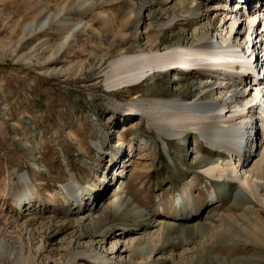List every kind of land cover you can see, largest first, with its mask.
Listing matches in <instances>:
<instances>
[{
  "label": "rangeland",
  "instance_id": "rangeland-1",
  "mask_svg": "<svg viewBox=\"0 0 264 264\" xmlns=\"http://www.w3.org/2000/svg\"><path fill=\"white\" fill-rule=\"evenodd\" d=\"M149 6L133 25L138 0H0V264L36 252L38 264H68L75 250L97 237L86 225L60 221L73 209L64 189L71 177L88 209L103 199L108 225L128 230L134 248L123 256L133 261L125 264H264V210L245 204L253 213L241 220L240 184L211 181L196 158L219 156L207 155L192 134L185 145L160 140L136 109L117 110V100L127 104L141 89H159L158 77L118 92L104 78L121 49L135 52L167 38L154 37L155 24L147 28L164 4ZM31 25L36 30L28 34ZM180 70L170 79H184ZM209 78L197 76L194 89ZM20 175L29 185L22 206L33 205L43 223L27 236L14 201L23 188ZM120 200L138 214L119 208Z\"/></svg>",
  "mask_w": 264,
  "mask_h": 264
},
{
  "label": "bare ground",
  "instance_id": "bare-ground-1",
  "mask_svg": "<svg viewBox=\"0 0 264 264\" xmlns=\"http://www.w3.org/2000/svg\"><path fill=\"white\" fill-rule=\"evenodd\" d=\"M138 1L137 16L130 15L132 24L140 23V15L146 8L149 9L151 2H161L165 7L162 16L157 18L156 23L150 22L147 28L155 24L157 33L154 37L163 34L167 38L161 39V44L147 45L135 52L121 49L119 55L108 63L105 83L118 92L120 87L127 89L132 85H144L158 77L159 89H141L127 104L117 100V110L126 112L128 106L136 109L138 118H145L160 140L168 139L185 145L187 135L199 137L209 150L207 155L219 156V160L215 161L213 157L207 159L197 154L203 173L211 181L227 180L240 184V192L235 196L243 204L239 217L241 220V217H244L243 220L250 218L253 212L245 204L252 203L264 210V69H260L264 65V13L256 6L244 10L242 4L259 0H201L202 7L196 4L197 0ZM238 1L244 2L240 4ZM202 11L210 14H201ZM178 21L181 24H177ZM178 27L183 32L176 37ZM35 30L32 25L27 28L28 34ZM62 47L64 45H59L57 49ZM253 61L255 66H259L255 79L249 68ZM182 68H193L194 71L185 74L184 79L171 80L169 75ZM207 73H211L212 79L203 81L201 87L195 90L192 82L197 76ZM209 82H213L212 86H208ZM212 92L218 95V99L212 96ZM133 124H130L131 128ZM169 145L167 143L166 147ZM224 154L230 159H221ZM254 160L255 164L250 165ZM19 181L23 188L14 201L21 207L23 221L20 227L27 236L29 228L33 230L43 223L33 205L22 206L27 200L28 178L20 175ZM64 189L67 194L65 199L73 209L66 211L60 221L72 228L86 225L97 235L89 245H84V250H75L68 264L132 262L130 256L123 254L134 248V242L129 239V232L124 226L116 230L115 225H108L102 212L109 207L104 205L103 199H98L100 203L95 209H88V200L80 196L72 177ZM210 196L212 200L217 199L214 190ZM116 205L119 208L127 205L126 210L134 212V215L139 212L124 200L116 202ZM101 240L110 243L109 253L104 252L106 246ZM19 246L24 245L21 243ZM37 260L38 252L30 253L22 260L14 259L13 264H38Z\"/></svg>",
  "mask_w": 264,
  "mask_h": 264
}]
</instances>
